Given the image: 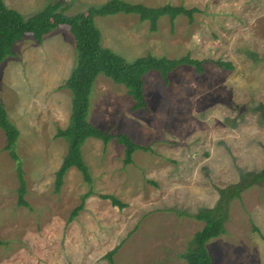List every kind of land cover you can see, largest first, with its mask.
<instances>
[{
	"label": "rangeland",
	"instance_id": "374dc122",
	"mask_svg": "<svg viewBox=\"0 0 264 264\" xmlns=\"http://www.w3.org/2000/svg\"><path fill=\"white\" fill-rule=\"evenodd\" d=\"M4 1L31 15L49 0ZM61 1L74 14L107 0ZM128 1L199 10L191 22L181 14L173 24L162 15L155 31L135 13L95 16L105 46L130 62L147 54L190 55L203 60L204 69L181 65L168 83L149 71V107L137 110L123 84L99 74L89 121L151 150L137 149L125 164L122 144L89 137L82 154L92 184L72 167L56 192V172L68 152L56 133L68 125L72 108L71 91L61 86L76 50L67 26L42 43L30 37L18 42L17 55L0 65V97L19 129L16 151L29 206L18 203L17 162L0 127V264H188L181 255L205 225L194 215L215 208L220 189L264 169V0ZM90 188L126 206L91 195L69 221ZM228 209L226 232L207 242L213 264H264V180L244 189ZM117 246L111 262L106 254Z\"/></svg>",
	"mask_w": 264,
	"mask_h": 264
},
{
	"label": "trees",
	"instance_id": "16d2710c",
	"mask_svg": "<svg viewBox=\"0 0 264 264\" xmlns=\"http://www.w3.org/2000/svg\"><path fill=\"white\" fill-rule=\"evenodd\" d=\"M197 7L188 8L184 5L165 4L159 7H149L142 3L128 0H107L99 6H89L86 10L74 14H67L66 7L61 0H49L40 10L25 15L19 10L9 7L4 0H0V65L9 56H16V45L25 38H32L37 43H42L48 35L62 26H67L72 36L76 50L74 66L61 87L68 88L72 95V108L68 125L59 128L56 136L63 137L68 143V152L56 172L55 190L61 189L67 172L77 168L84 180L92 184L93 178L90 168L82 154V146L89 137L102 140L105 144L115 140L124 147V163L133 162V154L137 149L151 150L150 146L136 143L123 131H112L97 126L89 121L90 98L99 74H104L114 82L123 84L127 92L135 101L132 109H148L149 103L145 95L144 76L151 70L159 71L164 82H169V74L181 65H192L197 71L202 72L204 61L190 55L180 58L158 57L153 54L140 56L133 61H128L122 54L102 43V33L95 23V16L111 14L135 13L142 21L149 20L150 29L157 30L158 20L162 15H168L171 23L178 15H186L190 22L193 21ZM216 63L227 69L233 68L232 62L216 60ZM0 127L6 134L5 149L11 158L17 162V177L19 181L18 203L29 206L25 199L26 179L25 173L16 151V142L19 129L9 119L6 107L0 97ZM264 180V169L253 173L243 182L235 183L227 188L220 189V199L213 209L200 210L194 217L205 221L203 228L198 230L192 241V246L182 257L188 264H213L212 256L207 248V242L226 232V220L229 204L239 197L243 190L251 185ZM110 199L114 206L124 208L126 203L117 196L106 193H96L89 189L82 201L70 213L72 221L84 209L86 199L91 195ZM4 243L0 239V246ZM119 246L109 251L106 257L112 262L113 255Z\"/></svg>",
	"mask_w": 264,
	"mask_h": 264
},
{
	"label": "crops",
	"instance_id": "0c3cea01",
	"mask_svg": "<svg viewBox=\"0 0 264 264\" xmlns=\"http://www.w3.org/2000/svg\"><path fill=\"white\" fill-rule=\"evenodd\" d=\"M103 39H102V43H103V40H104V36L102 35ZM104 44V43H103Z\"/></svg>",
	"mask_w": 264,
	"mask_h": 264
}]
</instances>
